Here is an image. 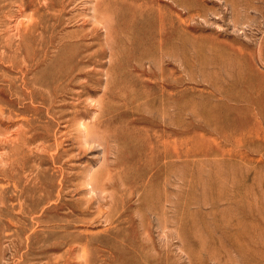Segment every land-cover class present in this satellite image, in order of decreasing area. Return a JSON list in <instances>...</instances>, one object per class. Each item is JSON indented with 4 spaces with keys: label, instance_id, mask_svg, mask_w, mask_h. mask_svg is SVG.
Wrapping results in <instances>:
<instances>
[{
    "label": "rangeland",
    "instance_id": "rangeland-1",
    "mask_svg": "<svg viewBox=\"0 0 264 264\" xmlns=\"http://www.w3.org/2000/svg\"><path fill=\"white\" fill-rule=\"evenodd\" d=\"M43 1L0 0V264H264V0H122L109 44L85 17L108 0ZM32 18L47 29L30 37ZM80 52L96 54L89 78L43 103ZM18 126L30 141L15 149Z\"/></svg>",
    "mask_w": 264,
    "mask_h": 264
},
{
    "label": "bare ground",
    "instance_id": "bare-ground-1",
    "mask_svg": "<svg viewBox=\"0 0 264 264\" xmlns=\"http://www.w3.org/2000/svg\"><path fill=\"white\" fill-rule=\"evenodd\" d=\"M38 2H39V0H37ZM88 1V0H87ZM93 1H96V0H93ZM101 1V0H100ZM99 1V2H100ZM104 1V0H103ZM122 0H108V3H109V5L107 6V4H106V6L104 7V9L102 10V11H100V10H98L97 9V5L96 6H94L93 8H92V10L90 11V13H92V14H90L91 16H89V17H87V16H85L86 18H90V21H91V23L92 22H94L95 23V21H96V23L98 22V18H102L101 20H103L104 22H102V23H105V25H106V32H105V34H103V36H104V41H106L105 42V44L106 43H108L109 44V39L111 40V27H112V22H114V20H115V16H116V12L114 11V9H112V5H116L117 6V4L118 5H120V3L119 2H121ZM130 1H132V0H130ZM168 1V0H167ZM172 1V0H171ZM41 2H44L43 0L42 1H40L39 3H41ZM68 2V1H67ZM75 2V1H74ZM80 2V1H79ZM78 2V3H79ZM90 2V1H89ZM21 3V2H20ZM107 3V2H106ZM129 3V2H128ZM13 4V3H12ZM47 4V3H46ZM46 4H45V6H46ZM72 4V3H71ZM96 4V3H95ZM41 5V4H40ZM84 5H86V3L84 4ZM105 5V4H104ZM103 5V6H104ZM121 5H123V4H121ZM129 5H131V7L133 8V10H134V4H132L131 2H130V4ZM139 5H140V2H139ZM139 5H137L138 7H139ZM145 6L143 7V12H149L150 10H151V7L150 8H148L149 6H147L146 4H144ZM87 6V5H86ZM89 6V5H88ZM91 7H92V5H90ZM136 6V5H135ZM136 6V7H137ZM142 6V5H141ZM150 6H152V5H150ZM156 6H158V5H156ZM23 7V6H22ZM21 7V8H22ZM91 7H90V9H91ZM137 7V8H138ZM155 7V6H154ZM17 8V7H16ZM19 8H20V6H19ZM103 8V7H102ZM102 8H100V9H102ZM113 8H115V6L113 7ZM142 8V7H141ZM140 7L138 8L139 10L141 9ZM157 8V7H156ZM156 8H155V10H156ZM32 9V8H31ZM117 9H118V7H117ZM137 9V10H138ZM159 10V9H158ZM23 11V10H22ZM34 11V10H33ZM136 11V10H135ZM141 11V10H140ZM139 11V12H140ZM235 11V10H234ZM42 12V11H41ZM156 12H157V10H156ZM46 13V12H45ZM55 13H57V12H55ZM80 13V12H79ZM88 13V12H87ZM153 13V12H152ZM60 14V13H59ZM83 14V13H82ZM22 15V14H21ZM84 15V14H83ZM82 15V16H83ZM87 15V14H86ZM136 15H138V14H136ZM139 16V15H138ZM147 16V15H146ZM84 17V18H85ZM148 17V16H147ZM24 18V17H23ZM28 18H31V17H28ZM27 18V19H28ZM81 18V17H80ZM83 18V19H84ZM140 18H141V16H140ZM32 19H36V18H32ZM31 19V20H32ZM137 19V18H136ZM157 22L159 23V30H161L162 28H163V26L165 25V21H164V19L162 18V17H160V15H159V11H158V15H157ZM3 20V19H2ZM15 20V19H14ZM20 20V19H19ZM30 20V19H29ZM29 20H28V24H29ZM37 20L38 19H36V21L34 20V21H32V23H30V28H29V35H30V37H33V36H36V32H38V31H40V33H42L45 29H47L46 28V25L44 26L43 25V23L41 22V21H39V22H37ZM75 20V19H74ZM86 20V19H85ZM84 20V21H85ZM126 20V19H125ZM148 20V19H147ZM83 21V22H84ZM128 21V20H127ZM130 21V20H129ZM128 21V22H129ZM154 21V20H153ZM264 21V20H263ZM8 22V21H7ZM75 22V21H74ZM87 22V21H86ZM100 22V21H99ZM98 22V23H99ZM126 22V21H125ZM90 22H89V24L90 25H92ZM93 23V25H96V24H94ZM127 23V22H126ZM145 23V22H144ZM21 24L22 23H20V26H21ZM15 25H16V23H15ZM19 25V24H18ZM42 25V26H41ZM83 25V24H82ZM85 25V24H84ZM89 25V26H90ZM92 25V26H93ZM98 25H100V24H98ZM103 25V24H102ZM104 25V26H105ZM117 25H119V24H117ZM123 25V24H122ZM121 25V26H122ZM170 25V24H169ZM23 26V25H22ZM39 26H41V27H39ZM91 26V27H92ZM90 27V28H91ZM93 27H95V26H93ZM92 27V28H93ZM97 25H96V29H94V30H96L97 31ZM119 27V26H118ZM14 28V27H13ZM20 28V27H19ZM89 28V27H88ZM100 28V27H99ZM102 28V27H101ZM27 29H28V27H27ZM105 30V28H102L101 30ZM117 29V28H116ZM19 30V29H18ZM101 30H100V32H101ZM23 31V33H24V29L22 30ZM87 31H90V30H88L87 29ZM87 31H85V32H87ZM93 31V30H92ZM16 32V31H15ZM103 32V31H102ZM118 32H120V31H118ZM161 32V31H160ZM19 33H20V31H19ZM22 33V32H21ZM50 33V32H49ZM70 33V32H69ZM84 33V32H83ZM89 33V32H88ZM94 33V32H93ZM92 33V34H93ZM99 33V32H98ZM114 33V32H113ZM130 33V32H129ZM48 34V33H47ZM96 34V33H95ZM116 34V33H115ZM115 34H113V36L115 35ZM120 35H121V33H119ZM13 35V34H12ZM21 35V34H20ZM102 35V34H101ZM142 35V34H141ZM83 36H87V35H83ZM91 37H92V35H90ZM139 36V35H138ZM8 37V36H7ZM20 37V36H19ZM42 37V36H41ZM40 37V38H41ZM124 37V36H123ZM126 37H127V35H126ZM143 37V36H142ZM36 38H38V36L36 37ZM49 38V37H48ZM61 38H62V36H61ZM61 38H59V39H61ZM88 38V37H87ZM103 38V37H102ZM58 39V40H59ZM85 39V38H84ZM129 39V38H128ZM86 40V39H85ZM89 40V39H88ZM103 40V39H102ZM125 40V39H124ZM7 41V40H6ZM39 41H40V39H39ZM62 41H64L63 39H62ZM69 41V40H68ZM126 41V40H125ZM128 41V40H127ZM126 41V42H127ZM2 42V41H1ZM103 42V41H102ZM112 42H113V40H112ZM138 42V41H137ZM91 43V42H90ZM128 43V42H127ZM159 43V42H158ZM56 44H57V42H56ZM60 44V43H59ZM94 44V43H93ZM104 44V43H103ZM61 45V44H60ZM112 45V44H111ZM3 46V45H2ZM74 46V45H73ZM76 46V45H75ZM95 46V45H94ZM101 46V45H100ZM104 46V45H103ZM116 46V45H115ZM39 47V46H38ZM114 47V46H113ZM16 48V47H15ZM58 48V47H57ZM54 49V48H53ZM94 49V48H93ZM110 49V48H109ZM105 50H108V49H105ZM159 50V49H158ZM18 51V50H17ZM56 51V50H55ZM256 51L258 52V57L261 59V60H264V52H263V50H262V48H258V50L256 49ZM1 52V54H2V51H0ZM92 52H94V51H92ZM106 52H110V51H106ZM19 53V52H18ZM31 55L32 56H35V54H36V52H34L33 50L31 51ZM90 54H92V53H90ZM90 54H83V53H77V54H74V55H72L71 56V59L69 58V59H67V60H65V61H62V63L58 66V70H56V77H55V79L54 80H52V81H49L48 83H47V85H43L44 86V90H46L43 94L42 93H40L41 94V96H42V101H43V103H48V104H50L51 103V105H52V102H53V100H55L60 94H68L69 92H70V89L74 86V84L78 81V79L80 78V77H85V78H89V76H90V71H87V69H86V71H81L82 70V68H84V67H86V66H89V64H91V62H92V60L95 58V56H96V54L95 53H93L92 55H90ZM16 55V54H15ZM108 55V54H107ZM113 55V54H112ZM111 55V56H112ZM106 56V55H105ZM107 57H109V56H107ZM259 58H257V61H258V59ZM23 58H21L20 60H22ZM109 59V58H108ZM111 59V58H110ZM109 59V60H110ZM149 59V58H148ZM106 60V59H105ZM103 61V60H102ZM147 61V60H146ZM153 61V60H152ZM260 61V60H259ZM22 62H24L23 60H22ZM33 62V61H32ZM39 62V60H37L36 59V64ZM109 62V61H108ZM155 62V61H154ZM153 62V63H154ZM105 63V62H104ZM152 63V62H151ZM9 65V64H8ZM22 65V64H21ZM24 65V64H23ZM44 65V64H43ZM105 65V64H104ZM140 65V64H139ZM139 65H137V67L139 66ZM158 65V64H157ZM161 65V64H160ZM94 66V65H93ZM92 66V67H93ZM102 67V66H101ZM104 67V66H103ZM140 67V66H139ZM154 67V66H153ZM97 68H98V66H97ZM147 68V67H146ZM156 68V67H155ZM96 69V68H95ZM153 69V68H152ZM89 70H91V69H89ZM98 70V69H97ZM97 70H94L95 71V73L94 74H97L99 71H101V70H98V72H97ZM239 71V70H238ZM91 72H93V71H91ZM97 72V73H96ZM107 72V71H106ZM20 73V72H19ZM242 73V72H241ZM99 74V73H98ZM101 74V73H100ZM104 74H105V76L107 75V73H103V75L102 76H104ZM239 75V74H238ZM240 76V75H239ZM190 77V76H189ZM29 78V77H28ZM84 78V79H85ZM30 79V78H29ZM29 79H27V80H29ZM106 79V78H105ZM190 79H191V77H190ZM102 80V79H101ZM240 80V79H239ZM21 81V80H20ZM83 81V80H82ZM82 81H81V83H82ZM86 81V79L83 81V84H81L80 83V87H81V89H83V90H86L85 92H83V93H87L88 92V90L89 89H87V85L84 83ZM22 82V81H21ZM37 82V81H36ZM79 82H80V79H79ZM102 82V81H101ZM105 82H107V81H105ZM104 82V83H105ZM174 83V82H173ZM240 83V82H239ZM103 84V83H102ZM78 85V84H77ZM109 85V84H108ZM91 86V85H90ZM101 86V85H100ZM103 86V85H102ZM92 87H94V86H92ZM91 87V88H92ZM32 88V87H31ZM98 88V87H97ZM101 88V87H100ZM103 88H106V87H104L103 86ZM43 90V91H44ZM105 90V89H104ZM113 90V89H112ZM27 91V90H26ZM79 91V90H78ZM77 91V92H78ZM110 91V90H109ZM261 91V90H260ZM32 92V91H31ZM73 92V91H72ZM71 92V93H72ZM92 92V91H91ZM94 92V91H93ZM104 92V91H103ZM170 94V93H169ZM15 95V94H14ZM83 94H80V92L79 93H74V94H71V96L73 97V99L75 100V101H80L79 100V98H81V96H82ZM90 96V95H89ZM103 96H104V94H103ZM87 97V96H86ZM17 98V97H16ZM83 98V97H82ZM86 99H88V97L86 98ZM89 99H91L90 97H89ZM104 99H105V97H104ZM107 99V98H106ZM103 100V99H102ZM155 100V99H154ZM58 101V100H57ZM82 101V100H81ZM87 101V100H86ZM101 101V100H100ZM140 101V100H139ZM240 101V100H239ZM83 102V101H82ZM85 102V101H84ZM88 102V101H87ZM92 102H94V101H92ZM91 102V103H92ZM152 102V101H151ZM154 102V101H153ZM152 102V103H153ZM171 102V101H170ZM69 103H71V102H69ZM68 103V104H69ZM72 103H73V101H72ZM89 103V102H88ZM169 103V102H168ZM74 104V103H73ZM78 104V103H77ZM85 104V103H84ZM92 104H94V103H92ZM91 104V105H92ZM97 105H99L98 103H96ZM142 104V103H141ZM146 104V103H145ZM62 105V104H61ZM90 105V106H91ZM95 105V104H94ZM94 105H92V106H94ZM148 105V104H147ZM146 105V106H147ZM54 106V105H53ZM57 106V105H56ZM69 106V105H68ZM91 106V107H92ZM96 106V105H95ZM142 106H143V104H142ZM176 106V105H175ZM174 106V107H175ZM179 106V105H178ZM177 106V107H178ZM97 107H100V106H97ZM181 107V106H180ZM250 107V106H249ZM248 107V108H249ZM93 108H95V107H93ZM140 108H141V105H140ZM142 108H144V109H146V107L145 106H143ZM143 109V110H144ZM169 109H171L172 110V108H170L169 107ZM46 110V109H45ZM73 110H75V109H73ZM99 110V109H98ZM142 110V111H143ZM155 110V109H154ZM181 110V109H180ZM165 111V110H164ZM168 111V110H167ZM145 112H147V110H145ZM150 112H152V111H150ZM162 112V111H161ZM174 113L175 112V110H172L170 113ZM177 112V111H176ZM76 113V112H75ZM157 113H159V112H157ZM0 114H2L1 113V111H0ZM161 114V113H160ZM163 114H164V112H163ZM170 115V114H169ZM173 114H171V116H172ZM4 116V115H3ZM163 116V115H162ZM7 117V119H8V116H6ZM9 117H11V116H9ZM151 117V116H150ZM164 117V116H163ZM162 117V118H163ZM167 117V116H166ZM2 118H4V117H2ZM21 118V117H20ZM25 118V117H24ZM23 118V119H24ZM156 118V117H155ZM160 118V117H159ZM168 118V117H167ZM173 118V117H172ZM161 119V118H160ZM263 119V118H262ZM13 120V119H12ZM11 120V121H12ZM92 120H94V118L92 119ZM164 120H166V119H164ZM169 120V119H168ZM264 120V119H263ZM23 121V120H22ZM29 121V120H28ZM167 121V120H166ZM14 122V121H13ZM16 122V121H15ZM85 122V121H84ZM84 122L83 121H81L80 119L79 120H76V128L74 129V131H76V135H74V136H77V137H79V138H77V141L76 142H79L78 140L81 138V142H79V143H81V145L83 144V142H85L86 144L87 143H90V142H88V141H90V140H88L89 139V136L91 135V133H93L91 130H90V128L92 127V123L91 124H88V125H86V124H84ZM93 122V121H92ZM163 122H165V121H163ZM10 123V122H9ZM166 123V122H165ZM21 124V123H20ZM95 124H96V121H95ZM101 124V123H100ZM177 124V123H176ZM90 125H91V127H90ZM23 126V125H22ZM19 128H20V126H18ZM93 127H94V125H93ZM177 127V126H176ZM94 128H96L97 129V127H94ZM93 128V129H94ZM5 129V128H4ZM96 129H94L95 131H97ZM5 130H7V129H5ZM103 130H104V128H103ZM143 130V129H142ZM10 131V130H9ZM94 131V132H95ZM99 132H101L102 130H98ZM20 132V133H19ZM58 132V131H57ZM103 132H106V130L105 131H103ZM103 132L102 133H99V134H101V136H102V134H103ZM145 132V131H144ZM8 133V132H7ZM96 134H97V132H95ZM146 133V132H145ZM4 134V133H3ZM19 134H20V139H19ZM70 134V133H69ZM95 134V135H96ZM99 134H97V135H99ZM105 135H107L106 133H104ZM6 135H8V134H6ZM9 135H10V133H9ZM8 135V136H9ZM17 137L15 138V136H14V138L16 139L14 142L16 143V142H19V145H17V146H15L16 144H14V147L13 148H17V147H19L20 146V144H22V146L23 145H27L28 143H29V141H30V138H28L27 136V132H26V130H24L23 128H20V131H19V129H17V131H16V134H15ZM27 135V136H26ZM95 135H94V137H95ZM104 135V136H105ZM2 137H4L3 135H1ZM8 136H7V138H8ZM11 136V135H10ZM9 136V137H10ZM92 136V135H91ZM103 136V137H104ZM13 138V137H12ZM72 138H73V136L71 137V140H72ZM75 138V139H76ZM96 138H99L100 139V137H96ZM107 138H109V137H107ZM146 138H148V137H146ZM0 139H2V138H0ZM4 139V140H3ZM2 140H0V146H2V145H6V141H5V139L6 138H3ZM74 139V138H73ZM74 139V140H75ZM91 139V138H90ZM103 139V138H102ZM7 140V139H6ZM70 140V139H69ZM88 140V141H87ZM93 141L95 140V138L94 139H92ZM105 140V139H104ZM103 140V141H104ZM107 140V139H106ZM3 141H5L6 143H2ZM87 141V142H86ZM107 141H109V140H107ZM72 142V141H71ZM73 142H75V141H73ZM106 142V141H105ZM171 142V141H170ZM169 142V143H170ZM174 142V141H173ZM180 142V141H179ZM11 143V142H10ZM9 143V144H10ZM78 143V144H79ZM84 143V144H85ZM107 143V142H106ZM2 144V145H1ZM13 144H11V145H13ZM74 144H76V143H74ZM112 144V143H111ZM163 144V143H162ZM165 144H166V142H165ZM57 145V144H56ZM80 144L78 145V148H79V146H81ZM88 145V144H87ZM167 145V144H166ZM42 146V145H41ZM45 146V145H44ZM77 146V145H76ZM110 146V145H109ZM168 146V145H167ZM170 146V145H169ZM4 147V146H3ZM24 147H26V146H24ZM82 147H84L83 145H82ZM82 147H80L81 149H84V148H82ZM114 147V146H113ZM166 147V146H165ZM35 148H36V146H35ZM49 148V147H48ZM115 148V147H114ZM20 149V148H19ZM24 149V148H23ZM26 150L28 149V148H25ZM24 149V150H25ZM81 149H79V150H81ZM109 149V148H108ZM116 149V148H115ZM115 149H113L114 151H115ZM1 150V149H0ZM30 150V149H29ZM42 150V149H41ZM41 150H40V153H42L41 152ZM76 150H77V148H76ZM119 150V149H118ZM117 150V151H118ZM164 150H165V148H164ZM14 151V150H13ZM46 151V150H45ZM23 152V151H22ZM36 152V151H35ZM79 152V151H78ZM120 152V151H119ZM128 152V151H127ZM2 153V152H1ZM0 153V154H1ZM24 153V152H23ZM39 153V154H40ZM114 153H116V152H114ZM4 154V153H3ZM16 154V153H15ZM56 154H57V152H56ZM53 155V154H52ZM50 156V155H49ZM3 158V156L1 157V159ZM23 158V157H22ZM170 158V157H169ZM5 160V159H4ZM14 161V160H13ZM115 161H116V159H115ZM171 161V160H170ZM6 162V161H5ZM5 162H3V163H0V164H5ZM166 162H168V160L166 161ZM6 164H7V162H6ZM5 164V165H6ZM12 164V163H11ZM112 164V163H111ZM169 165V164H168ZM3 166V165H2ZM170 166V165H169ZM4 167V166H3ZM37 170V169H36ZM106 170V169H105ZM118 170V169H117ZM120 171V170H119ZM88 172V171H87ZM101 172V171H100ZM100 172H97V173H99V174H101ZM114 172H115V170H114ZM143 172V171H142ZM142 172H140V173H142ZM85 173V172H84ZM92 173V172H91ZM106 173H108V172H106ZM106 173H105V176L104 177H106ZM115 173H119V172H115ZM34 174V173H33ZM114 174V173H113ZM88 175V174H87ZM86 175V176H87ZM93 175V174H92ZM95 175H97V174H95ZM123 175V174H122ZM137 175V174H136ZM90 176V175H89ZM94 176V175H93ZM116 176V175H115ZM135 176V175H134ZM36 177V176H35ZM83 177V176H82ZM84 177H85V174H84ZM118 177V176H117ZM127 177V176H126ZM101 178H102V176H101ZM140 178V177H139ZM37 179V178H36ZM104 180H105V178H103ZM102 179V180H103ZM119 179V178H118ZM123 179H124V177H123ZM131 179V178H130ZM34 180H35V178H34ZM33 180V181H34ZM80 180V179H79ZM82 180H83V178H82ZM95 180H96V178L95 177H92V176H90V178H88V181L86 182L85 181V178H84V181H83V185H84V187H87L89 190L91 189V191L90 192H92V190H93V188L95 187V184H94V182H95ZM101 180V179H100ZM99 180V181H100ZM108 180H110V179H108ZM108 180H106V181H108ZM114 180V179H113ZM116 180V179H115ZM121 180H122V178H121ZM38 181V180H37ZM81 181V180H80ZM97 181V180H96ZM112 181V180H111ZM116 181H118V180H116ZM28 182V181H27ZM98 182V181H97ZM108 182H110V181H108ZM119 182L120 183H116V184H122V182L120 181V179H119ZM168 182V181H167ZM111 183V182H110ZM77 184H79V182L77 183ZM76 184V185H77ZM81 184V183H80ZM99 184V183H98ZM103 184V183H102ZM108 184V183H107ZM155 184V183H154ZM168 184V183H167ZM83 185H79L81 188L83 187ZM86 185V186H85ZM124 185V184H123ZM122 185V186H123ZM35 186V185H34ZM105 186H106V184L104 183V185L103 186H100L101 187V189H102V191L105 189ZM121 186V187H122ZM30 187V186H29ZM37 187V186H36ZM60 187V186H59ZM77 187V186H76ZM150 187V186H149ZM119 188H120V186H119ZM119 188H117L118 190L117 191H119ZM137 187L135 186V189H136ZM64 189V188H63ZM76 189V188H75ZM86 189V188H85ZM142 189V188H141ZM120 190H121V188H120ZM128 190V189H127ZM139 190V189H138ZM137 189L135 190V191H138ZM86 191V190H85ZM124 191V190H123ZM115 191L113 190V194H115L114 193ZM129 192V191H128ZM143 192V191H142ZM145 192V191H144ZM93 193H94V191H93ZM93 193H92V195H93ZM110 193H111V191H110ZM118 193V192H117ZM116 193V194H117ZM127 193V192H126ZM125 193V194H126ZM138 193V192H137ZM91 194V193H90ZM107 194V193H106ZM116 194H115V197H114V199H117L118 197L120 198V196H116ZM135 194V193H134ZM140 194V193H139ZM39 195V194H38ZM40 195H41V193H40ZM92 195H90V198H92L91 196ZM96 194H94L93 196H95ZM27 196V195H26ZM87 196V195H86ZM113 196V195H112ZM111 196V197H112ZM124 196H126L127 197V194L126 195H124ZM128 196H130L129 194H128ZM141 196V195H140ZM147 196V195H146ZM105 197V196H104ZM110 197V198H111ZM88 198V197H87ZM89 198V199H90ZM96 198V197H95ZM98 198V197H97ZM97 198H96V200H97ZM59 199V198H58ZM86 200V198H83V200ZM112 199V198H111ZM111 199H109V201H113V199L111 200ZM95 200V201H96ZM126 200V199H125ZM89 201V200H88ZM94 201V200H93ZM94 201V202H95ZM98 201H99V199H98ZM105 201V200H104ZM85 202V201H84ZM87 202V201H86ZM85 202V203H86ZM101 202V201H100ZM108 202V201H107ZM106 202V203H107ZM155 202V201H154ZM182 202V201H181ZM22 203V202H21ZM82 203V202H81ZM84 203V205H87V204H85ZM88 203V202H87ZM96 203H98V202H96ZM114 203V202H113ZM141 203V202H140ZM79 204V203H78ZM99 204V203H98ZM110 204H111V202H110ZM109 204V205H110ZM119 204V203H118ZM180 205H182V204H180ZM95 206H97V204L95 205ZM99 206V205H98ZM97 206V207H98ZM113 206V205H112ZM117 206V205H116ZM85 207V206H84ZM92 207V206H91ZM90 207V208H91ZM94 207V206H93ZM148 207V206H147ZM182 207V206H181ZM87 208H88V206H87ZM95 208V207H94ZM149 208V207H148ZM177 208V207H176ZM82 209H83V207H82ZM98 209V208H97ZM84 210V209H83ZM86 210V209H85ZM88 210V209H87ZM95 210V209H94ZM103 210V209H102ZM108 210V209H107ZM106 210V211H107ZM114 211H115V209H113ZM112 210V211H113ZM90 211V210H89ZM98 211H99V209H98ZM104 211V210H103ZM138 211V210H137ZM162 211V210H161ZM172 211V210H171ZM86 212V211H85ZM135 212V211H134ZM169 212V211H168ZM88 213V212H87ZM114 213H117L116 211L114 212ZM113 213V214H114ZM180 213H182V212H180ZM94 214H98V213H94ZM183 214V213H182ZM181 214V215H182ZM88 215H90L89 213H88ZM93 215V214H92ZM100 215V214H99ZM98 215V216H99ZM102 215V214H101ZM105 215H106V213H105ZM115 215V214H114ZM98 216H97V218H98ZM117 216V215H116ZM164 216V215H163ZM101 217V216H100ZM106 217L108 218V219H110V218H112L113 216H112V213H111V210L110 211H108V213H107V215H106ZM135 217V216H134ZM91 218V217H90ZM89 218V219H90ZM102 218H103V216H102ZM102 218H100V219H102ZM114 218V217H113ZM138 218V217H137ZM164 218V217H163ZM104 219V218H103ZM135 219V218H134ZM167 219V218H166ZM84 220V219H83ZM82 220V221H83ZM92 220V219H91ZM90 220V221H91ZM96 220V219H95ZM137 220V219H136ZM169 220V219H168ZM101 221V220H100ZM152 221V220H151ZM92 222H93V220H92ZM104 222V221H103ZM107 222V221H106ZM165 222V221H164ZM177 222V221H176ZM175 222V223H176ZM179 222V221H178ZM180 224V223H179ZM178 224V225H179ZM166 225V224H165ZM143 227V226H142ZM58 229V228H57ZM53 231V230H52ZM55 232V231H54ZM50 233V232H49ZM52 233V232H51ZM144 233H145V231H144ZM138 234V233H137ZM62 237V236H61ZM61 237L59 238V240L61 239ZM64 237V236H63ZM71 238V237H70ZM92 238L93 237H91V239H89V240H92ZM73 239V238H72ZM58 240V241H59ZM63 240V239H62ZM61 241V240H60ZM122 242V241H121ZM53 244H55V243H52V245ZM63 244V243H62ZM70 245H72V244H70ZM74 245V244H73ZM73 245H72V247H73ZM82 245V244H81ZM80 245V243H79V245L76 243V246H81ZM75 246V245H74ZM82 246H84V245H82ZM70 248V247H69ZM83 248V247H82ZM82 248H80V249H82ZM72 249H74V247L72 248ZM68 250H70V249H68ZM76 251L78 250V248L77 249H75ZM83 250V252L82 251H80V255H84V253L86 254V252L84 251V250H86V249H82ZM81 252H82V254H81ZM76 253V252H75ZM77 253H78V251H77ZM76 253V254H77ZM71 254V253H70ZM69 254V255H70ZM76 254H73V256L75 255L76 256ZM79 254V253H78ZM68 255V254H67ZM87 255V254H86ZM79 256V255H78ZM60 258H62L61 256H59ZM67 257V256H66ZM77 257V256H76ZM76 257H74V259L76 258ZM88 256H85V260H83V259H80V260H78L79 262L81 261V260H83V264H86L85 263V261H86V258H87ZM68 258V257H67ZM71 258V257H70ZM65 260H66V258H64ZM69 259V258H68ZM68 259H67V261H68ZM73 259V260H74ZM54 260V259H53ZM65 260H63L64 262H65ZM71 260V259H70ZM75 261V260H74ZM54 262V261H53ZM71 262V261H70ZM69 262V263H70ZM73 262V261H72ZM63 263V262H62ZM68 263V262H67ZM76 263V262H75ZM80 264H82V263H80Z\"/></svg>",
    "mask_w": 264,
    "mask_h": 264
}]
</instances>
